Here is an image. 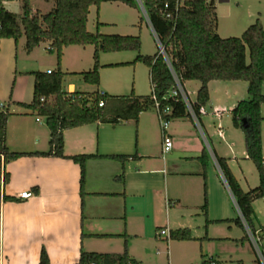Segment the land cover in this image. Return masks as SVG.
Wrapping results in <instances>:
<instances>
[{
	"label": "crops",
	"instance_id": "1",
	"mask_svg": "<svg viewBox=\"0 0 264 264\" xmlns=\"http://www.w3.org/2000/svg\"><path fill=\"white\" fill-rule=\"evenodd\" d=\"M107 5L127 14L129 21L126 24L130 27H135L137 20L131 12H143L139 2V10L121 2L103 3L99 9L91 7L87 24L89 32V20L94 9L97 21L102 24L99 29L96 25V31L105 34L106 27H118L116 17L110 19L104 15ZM138 23L141 26L142 18ZM147 24L153 32L151 24L148 21ZM123 34L127 33L118 31L106 35L127 36ZM23 38L17 42L4 39L0 43V87H3L0 100L12 114L7 123L6 145L11 152L43 153L49 150L50 134L42 122L45 119L19 104H30L33 100L32 73L52 70L50 63L43 62L37 52L44 43L25 56L24 45L21 44ZM94 52V46L64 49L61 68L66 75L63 82L65 77L72 79L66 89L63 86L64 91L84 93L78 90V82L73 79L80 78L86 84L79 74L93 68ZM101 54L100 83L98 86L91 85L97 88L93 92L112 96H129L133 92L138 97L147 96L139 95L137 83H132L127 89L125 80L106 79L105 71L108 70L135 67L136 72L138 63L106 66L132 63L138 55L131 57L134 59L103 63ZM11 104L22 110L11 111ZM209 108L212 109L211 116H214V108L226 110L211 100ZM208 115L209 112L201 116ZM217 120L218 127L214 125L215 132L210 135V138H217V142L210 154L206 137L191 118L170 121L166 133L173 140V149L163 154V131L156 110L141 113L138 121L130 120L117 125L95 123L65 131V156H93L86 163L83 198L81 168L70 159L26 156L10 162L4 168L10 176L9 182L0 191V264H39L42 249L46 250L50 264H75L82 250L122 253L125 238L128 240L129 257L140 264H149L151 247L156 248L157 256L163 253L171 256L170 243L165 248L159 240L160 230L191 231L190 225L185 227V224L194 217L196 221L207 219L210 222L205 225L202 221L207 235L211 233V227L227 225L228 222H219L228 221L231 200L235 206L236 203L216 157L227 159L239 183L240 178L232 164H240L238 154L244 163L252 161L247 157L244 134L243 139L235 134L237 132L228 136V116L225 117L224 113ZM228 140L231 157L228 155ZM238 147L240 153H237ZM204 151L208 153L206 168L199 159ZM262 151L264 157L263 140ZM241 187L244 191L253 189ZM24 193L31 195L22 198ZM3 195L16 197L19 201L5 202ZM205 196L206 216L202 212ZM220 234L224 237L208 235L206 238L209 241L228 239L225 237L228 232L223 230Z\"/></svg>",
	"mask_w": 264,
	"mask_h": 264
},
{
	"label": "trees",
	"instance_id": "2",
	"mask_svg": "<svg viewBox=\"0 0 264 264\" xmlns=\"http://www.w3.org/2000/svg\"><path fill=\"white\" fill-rule=\"evenodd\" d=\"M18 0H0V43L4 39L16 42L25 37L26 51L31 53L42 43H49L48 52L55 54L57 70L33 72L34 94L30 104H19L37 117L45 119L50 132L49 150L43 153L11 152L6 145L7 123L12 115L6 105L0 108V175L4 185L10 176L4 169L10 162L21 157L66 158L81 168L80 188L84 196L86 163L93 156L78 155L67 157L64 154V132L95 123L117 125L125 121H138L141 113L155 110V94L160 108H171L166 119L171 121L190 118L181 101L168 98L174 86V80L168 64L159 51L151 56L140 54L139 36H121L95 33L87 29L90 8L97 9L103 3L121 2L131 8L139 9L137 0H43L54 2L53 9L42 14L34 11L33 0H20L22 16L5 8L6 2ZM150 21L153 32L165 49L170 65L183 84L199 82L196 108L206 107L210 100L209 83L213 81L248 83V99L237 103L231 110L232 123L244 132L247 157L259 173V185L244 191L230 169L227 159L216 157L218 166L228 188L248 226L255 231L254 203L264 199V157L262 151L261 106L264 104L262 87L264 84V26L257 20L249 26L241 37L222 38L217 33L218 16L216 0H185L174 20L167 19L165 4L174 10L176 0H140ZM227 1V0H221ZM102 24L97 22V29ZM71 46H94V66L90 71L80 73L86 84L98 86L100 83V53L136 51L138 56L132 63L108 65L120 67L143 63L150 73V95L138 97L132 92L129 96H112L96 91L93 93L67 92L63 89L62 59L64 49ZM249 57V60H248ZM103 106H100V104ZM204 168L208 153L199 158ZM1 200V198H0ZM5 202H18L19 199L3 195ZM207 215V197L202 206ZM230 222L220 221L219 223ZM243 227L240 218L233 221ZM210 223L206 219V224ZM264 228V227H263ZM246 235V233H245ZM247 235L245 236V238ZM171 241H193L189 229H177L170 232ZM208 239V238H206ZM167 241V240H166ZM39 264H50L45 249L40 253ZM75 264H138L128 254V240L125 238L122 253H98L81 251ZM202 264H216L213 259L202 256Z\"/></svg>",
	"mask_w": 264,
	"mask_h": 264
},
{
	"label": "rangeland",
	"instance_id": "3",
	"mask_svg": "<svg viewBox=\"0 0 264 264\" xmlns=\"http://www.w3.org/2000/svg\"><path fill=\"white\" fill-rule=\"evenodd\" d=\"M111 5H107L105 7L106 11L104 15L107 18L118 19L119 25L116 28L106 27L104 29L105 34L117 33L118 31L122 33H127L123 35L127 36H139L141 39V54L142 55H153L158 52V44L157 40L148 26L147 21L143 15V12L139 9V14L131 12L133 16L137 18L136 26L130 27L126 23L129 21L127 14H124L121 11H117L116 9L110 7ZM32 7L34 11H40L42 14L49 13L53 7L54 2H45L43 0H33ZM216 12L218 16V28L217 33L222 38L229 37H241L245 30L254 24L257 20L264 26V0H227L221 1L216 0ZM5 8L15 13L18 17L22 16V3L20 0L15 2L6 3ZM130 12V11H129ZM142 18V24L139 26V18ZM134 18V19H136ZM97 13L94 9L90 16L89 20V30L92 33L96 31L97 25ZM119 34V33H118ZM21 44L24 45V53L25 56L28 53L26 51V39L23 38ZM49 43H44L42 48L37 51L43 62L50 63L49 67L52 71L57 70V59L55 54H50L48 52ZM139 53L136 51H123L121 53H102L101 61L103 63H109L112 61H117V59H134L131 57H135ZM120 57V58H119ZM27 58V57H26ZM54 60V61H53ZM249 60V57H248ZM53 62V64H51ZM34 63V61L32 62ZM51 65V66H50ZM137 71H134L135 67H128L126 69L120 70H108L105 71L107 81H127V89L128 86L132 85V83H137L139 95H150L151 93V84L149 78V69L143 63L138 62L136 65ZM126 72V73H125ZM78 82V90L83 91L84 93L93 92L97 88L91 85L84 84L80 78L73 79ZM72 81V79L65 77L63 86L66 89L68 83ZM186 90L190 92L191 99L196 100L197 91L200 87L199 82H187L185 83ZM3 88V87H2ZM2 88L0 87V96H2ZM248 83L245 81H232V82H222V81H213L210 84V100L214 104H219L222 107H225L224 115L228 116V136L233 134L232 132H237L235 134H239L240 138L243 139V130L234 129L232 125V117H231V107H235L238 102L247 100L249 95L247 92ZM127 91V90H126ZM129 91V90H128ZM128 93V92H127ZM262 93L264 94V84L262 87ZM8 100V99H7ZM209 100V104H210ZM5 104L0 100V106ZM209 104L205 107L206 111L209 112L208 116H200L201 121V134H204L206 140L208 141L209 154L213 153V148L216 145L217 138H210L213 132H215L214 125L216 128L218 127V118L215 116H211L212 109L209 108ZM11 111H18L22 109H18L15 105L11 104ZM228 109V112H227ZM230 109V111H229ZM261 116L264 118V104L261 106ZM42 122L45 123V120ZM215 123V124H214ZM45 126L46 123H45ZM48 128V127H47ZM262 140L264 142V121L262 123ZM49 130V129H48ZM236 130V131H234ZM50 133V132H49ZM50 140V134H49ZM242 146V142L240 144ZM223 147L225 144L222 145ZM225 148V147H224ZM211 149V150H210ZM237 153H240V148H237ZM228 155L231 157L232 153L229 150V140H228ZM238 161L240 164H232V167L238 177L240 178V183L244 189L248 190L250 188H255L259 185V173L252 162H247L241 160L240 154H238ZM240 165V166H239ZM245 174L246 178L244 177ZM4 188V184L1 181L0 175V191L2 192ZM228 220L230 221L225 226H213L211 227V233L208 234L210 237H224L223 234H220L223 230L228 232V239L226 240H207V229H205L202 225V219L196 221V217L193 219H189L186 222L185 227L191 228L193 241L190 242H178L171 241L164 236H159L161 239V244L166 248V246L170 243L171 246V256H167L163 253L161 256L156 255V248L151 247L150 249V260L149 264H202V256L207 260L213 259L216 264H259L257 261L256 254L254 249L249 241V239L245 238V231L243 227L236 225L233 221L239 218V214L237 212V208L233 201L231 200L230 207L228 208ZM255 218L254 225L259 228L260 226L264 227V199L258 200L254 204ZM206 225V221H203ZM183 227V228H185ZM167 240V241H166Z\"/></svg>",
	"mask_w": 264,
	"mask_h": 264
},
{
	"label": "built area",
	"instance_id": "4",
	"mask_svg": "<svg viewBox=\"0 0 264 264\" xmlns=\"http://www.w3.org/2000/svg\"><path fill=\"white\" fill-rule=\"evenodd\" d=\"M143 10V13L145 15L146 20L150 23L148 15L141 3L140 0H137ZM185 0H176V5L174 7V10L171 11L169 4H165V14H166V18L167 19H171L174 20L175 16L179 10V8L181 6H183ZM154 36L157 40V44H158V51L159 53L164 57L166 63L168 64L173 80H174V86L171 89L169 96L166 98H173L176 101H181L183 102V104L185 105L186 111L189 114L190 118L201 128V121H200V116L201 115H206L207 111L205 109V107H199L198 109L196 108L197 105V99L196 100H192L191 99V94L190 92H188L186 90L185 84L182 83V81L179 79V77L175 74V72L173 71L171 65H170V61L168 59V56L165 52L164 47L162 46V44L160 43V41L158 40L156 34L154 33ZM50 73V71L48 72ZM103 94V92H102ZM153 100L155 101V110L158 114V118L162 127V131H163V154H167L169 152L172 151L173 149V140L172 138L166 133L167 129L169 128L170 125V121L166 119V116L171 114V108L167 107L164 109L160 108V104L157 101L156 95L154 94L152 96ZM3 105L0 106V108ZM100 106H103V104L101 103ZM225 112V110L220 109V108H214L213 109V115L220 118L222 116V114ZM220 135L221 134V128H220ZM31 194L29 193H24L21 195L22 198H28ZM238 208V207H237ZM238 212H239V217L242 221V224L244 226V230L245 233L247 235V238L249 239L254 252L256 254L257 257V261L259 264H264V228H257L255 231H253L248 224L246 223L245 219L243 218L239 208H238ZM159 236H164L167 239L170 238V231L168 229H162L158 232ZM140 264V263H138Z\"/></svg>",
	"mask_w": 264,
	"mask_h": 264
}]
</instances>
